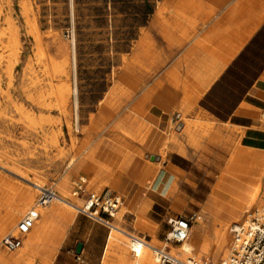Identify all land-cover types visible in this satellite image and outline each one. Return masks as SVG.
Masks as SVG:
<instances>
[{
	"label": "crops",
	"instance_id": "1",
	"mask_svg": "<svg viewBox=\"0 0 264 264\" xmlns=\"http://www.w3.org/2000/svg\"><path fill=\"white\" fill-rule=\"evenodd\" d=\"M136 36L128 56L135 59L143 38V57L138 59L143 67L130 69L141 83H130L126 92L118 89L113 95L135 94L132 105L143 108L145 122L155 131L148 139L138 131L125 129V138L113 130L126 155L115 165L119 149L114 146L115 168L104 166L112 176L107 185L128 196L123 197L125 208L131 209L124 215L126 228L131 230V221L141 217L161 227L165 236L170 219H197L205 210L224 223L239 219L247 189L226 174L237 163L257 166L264 159V0H159ZM133 122L140 126V121ZM141 139L148 151L158 154L168 143L165 161L155 163L164 170L149 185L152 189L139 185L154 168H139L132 173L139 179L134 182L123 178L132 156H141L132 145ZM91 150L81 172L94 177L97 168L89 164L97 150ZM57 208L48 210L43 227H33L35 245L26 246L27 236L22 246L50 264H102L103 257L105 264L117 263L112 259L116 242L107 253L112 229ZM79 244L83 247L77 254Z\"/></svg>",
	"mask_w": 264,
	"mask_h": 264
},
{
	"label": "rangeland",
	"instance_id": "2",
	"mask_svg": "<svg viewBox=\"0 0 264 264\" xmlns=\"http://www.w3.org/2000/svg\"><path fill=\"white\" fill-rule=\"evenodd\" d=\"M155 7H159V0H0V181L3 179L17 184L18 199L30 190L35 191L36 196L31 205L33 208L29 212L36 208L40 193L33 189L31 183L39 179L45 181V188H53L58 195L63 192L71 193L68 200L79 207H83L85 199L93 193L117 195L122 201L123 197L128 198L126 194L118 191V188L113 189L107 185L112 181V176L104 166L109 165V168L113 169L126 155L123 144L116 142V134L112 133L113 127L116 125L117 133H123L125 129L138 131L139 134H146L148 139L155 128L149 121L145 122L147 113L143 108L132 105L135 94L129 95L128 98L121 95L118 104L114 99L118 96L113 95L118 90H111L109 96L106 93L113 85L112 71H121L123 63L120 60L123 57L129 58L128 53L137 37L138 28L143 26ZM112 40L114 49L110 46ZM60 44H64L67 50L62 52ZM43 49L45 53L42 54ZM111 49L116 51L112 58ZM73 51L76 53L75 68ZM141 52L143 53V45L137 46L136 55ZM131 60L132 65L143 67L142 63L136 62L133 57ZM125 79L126 84L119 88L123 92L128 90L130 83L132 87L135 82L141 83L135 80L132 72ZM75 86L78 89L80 105L79 129L76 128L75 96L72 95ZM68 87L71 89L70 102L65 105L59 97V90ZM138 104H142L141 100ZM112 105H118L117 111L109 110ZM103 119L107 124L99 134L92 137L90 144H85L86 135L83 131H88L91 127V120L94 124L96 120ZM133 120L140 121V126L135 127ZM132 145L139 150L141 156H132L129 171L123 178L134 182L139 179L135 180L132 173L138 172L139 168H154L156 170L144 180H140L139 185L141 190L152 189L149 185L159 179L164 170L162 163H155L161 159L165 161L168 143L159 154L156 151H148L145 145L137 140ZM114 146L119 149L115 165L112 164ZM92 148L97 151L94 163L89 166L94 165L97 168L98 172L93 175L96 180L92 175L81 172L86 168L81 167L75 172L80 168L78 164L92 152ZM73 157L77 160L76 165L67 170V164ZM151 157L157 158V161H152ZM259 162L261 164L257 166L237 163L229 174L225 172L221 175L223 177L226 174L232 179H238H234L235 185L247 189L245 202L257 192L253 187L260 181L257 204L246 208L239 219L229 223L215 219L205 210L192 221V236H195L201 227L205 233H210L213 227L221 228L218 224L220 222L229 224L227 228L230 230L233 223L244 222L250 219L254 212L264 208V173L259 175L258 172L264 167V159ZM241 167L250 172L240 174L236 169ZM18 175L27 177L29 182H24ZM77 184L83 185V192L79 197L73 195ZM3 192H9V189L0 184V201ZM51 208L43 209L48 211ZM57 209L78 215L72 207L66 209L62 206ZM191 210L195 212L198 209ZM129 211L131 209L127 210L123 203L112 223L127 232L117 233L125 239L129 251L126 254L125 243L116 242L117 256L112 258L116 259V264H131L136 258L131 252V237L148 242L158 249L167 247V233L162 236V228L144 218L137 217L135 221H131V230L127 229L128 222L124 215ZM26 215L21 216L16 225ZM230 220L225 219L226 222ZM113 231L116 230L112 228ZM9 235H17L16 226L4 234L0 241ZM228 236L230 246V232ZM173 248L177 247L169 245L166 250L184 260L185 257L178 256ZM212 249L213 246L209 247V251L200 258L205 264H221L228 258L224 254L215 258L211 254ZM6 252L16 253L9 250ZM104 259L105 257L102 264H105ZM197 259L200 260L198 257ZM32 264H42V259H36Z\"/></svg>",
	"mask_w": 264,
	"mask_h": 264
},
{
	"label": "bare ground",
	"instance_id": "3",
	"mask_svg": "<svg viewBox=\"0 0 264 264\" xmlns=\"http://www.w3.org/2000/svg\"><path fill=\"white\" fill-rule=\"evenodd\" d=\"M73 42H75V41H73ZM59 43H61V41H59ZM42 45H43V43H42ZM140 45H143V38L141 39V42L138 44V46H140ZM110 46H111V48L114 49L113 40L110 42ZM59 47H60V50L62 52L67 50L66 46L64 44H60ZM113 49H111V51H110L111 58H112V55L114 54V52H116ZM41 52H42V54L45 53L44 49ZM72 55H73V60H74L73 66L75 68V66H76V53H75V51L72 52ZM115 56H117V55H115ZM136 57L137 58H135L136 59L135 61L139 62L140 60H138V59H142L143 53L142 52L137 53ZM130 60L131 59H129L127 57H123L120 60L123 63L121 71L120 72H117L116 70L112 71L111 75H112L113 85L110 87V90L106 93L107 96L111 95V92L113 90L116 91L120 87H124V85L126 84L125 82L127 79H125V78H127L128 75L131 73V71H130L131 66H132L131 61H133V60H131V61ZM74 70H76V69H74ZM11 71H13V70H11ZM54 71H55V69H54ZM73 72L76 73L75 71H73ZM11 79H12V77H11ZM58 88H60V87H58ZM73 94L75 96V103L74 104L76 106L75 108H76V113H77L76 128L79 129V119H80V117H79V106L80 105H79L77 87L72 92V95ZM70 95H71V89L69 87L68 88H61L59 90V97H60L62 103L65 105L70 102V99H69ZM114 99L119 104V101H120L119 97H115ZM108 103H109V100H108ZM117 109H118V105H112L109 107V110L117 111ZM93 122L94 121L91 120V124H90L91 127L88 129V131H83V133L85 132V135H86L84 142L87 145L90 144V140L92 139V137L95 134H99L100 130L107 124V121H105V119L96 120L94 124H93ZM113 130L117 131L118 129L114 128ZM113 130H112V133H113ZM76 132H77V130H76ZM123 133L125 134V138H127L128 132L126 130H123ZM141 144H143V145L145 144L142 139H141ZM236 156H237V154H236ZM235 158H234V161L236 160ZM248 160H249V158H248ZM76 162H77V160L73 157V159H71L68 162L66 169L69 170V169L74 168L76 165ZM82 163H83V160L78 164V166L80 165V168H77L75 170V172L79 171V169H81V167H82L81 165H83ZM249 163H251V162H249ZM238 171L240 172V174L246 173V169L238 170ZM258 172H259V175L264 173V167L262 170H260V171L258 170ZM19 177H21V176H19ZM21 179H23L24 182L25 181L29 182L27 177H21ZM258 183L259 184H257L256 186L253 187V189H256L257 192L259 191V188L261 187L260 181ZM0 184L3 185L6 189H9V192H6V193L3 192L2 193V198L0 201V204H1L0 208H2V209H0V239L8 231H10L11 229H14L15 226L17 228L18 225H16V224L19 221V219L21 218V216H23L24 214H27L25 217L28 216V217H31L34 219V226L35 227H38V226L43 227L45 225L48 211H44L43 208L36 206V208L34 210L29 212V210L31 208H33V207H31V205L33 204L34 198L36 196L35 191L30 190V191L22 194L20 199H18L17 196H18L19 186L17 184H13L12 182H10L8 180H3V179L0 181ZM31 184H32L33 189H35L36 191L41 192V190L46 189L44 187L45 181H42L41 179H39L37 182L31 183ZM257 192L253 193L251 195L249 201L246 204V208H252L254 205L257 204V200H258ZM56 194L58 195L57 192H56ZM69 195L71 196V193H69V192L60 193L58 195L60 200L53 201L48 207L50 208V207H62V206H64V207H66V209H67V207L74 208V206H77V205H75L74 203H72L68 200ZM77 207H79V206H77ZM218 224H220L222 227L221 228L213 227V230L210 233L209 232L205 233V231L202 229V227L198 228L197 234L195 236H192V234H191L192 228H191L189 239L185 243H183L182 245L176 246L177 248H173V251L175 253L179 254L178 256L185 257L184 260H187L190 258L197 259V257L200 259L202 256H204V254H206L209 251L208 250L209 247L213 246V249L211 250V254L215 258H217L218 256H221L223 254H224V256L229 257V254H230V249H229L230 246H229V240H228L229 230L227 228V227H229V224H223L221 222ZM233 224H235V223H233ZM112 228H114L116 231L112 232V236H111L110 241H109L107 253L110 251L113 244L115 242H117L119 244L125 243V245H126L125 252H126V254H128L129 251H128V246L126 244L125 239L117 233L118 231L119 232H123V231L120 230L116 226H113ZM32 229L29 231V233L22 236L23 240L25 237H27V236L29 237V241L26 244V246H29V247L34 246L35 243L37 242V238L35 236H32V233L34 232V229L33 230ZM14 236H16V235H14ZM131 241H132V243H131V250L132 251L131 252H132L133 257H136L131 264H155L154 254L147 248V245H150V244H148V242H145L146 244H144L143 246H139L136 243L135 244L133 243V239H131ZM165 244L167 246V247H165V249H167L170 244L168 245L166 242H165ZM150 246L153 247L152 245H150ZM4 249L6 251H8V249H6L3 246L2 242L0 241V264H32L36 259H38L40 261L42 259V264H50L51 263L49 259L42 257L40 254L35 253L32 250H27L26 247H24V246L22 248L20 247L19 249L15 250L16 253H14V254H11V252L7 253ZM133 249H136L138 251V253H139L138 257L133 253ZM194 256H197V257H194ZM198 261L201 262L202 264H205L203 261H201V259Z\"/></svg>",
	"mask_w": 264,
	"mask_h": 264
},
{
	"label": "built area",
	"instance_id": "4",
	"mask_svg": "<svg viewBox=\"0 0 264 264\" xmlns=\"http://www.w3.org/2000/svg\"><path fill=\"white\" fill-rule=\"evenodd\" d=\"M83 186L77 185L73 195L80 196ZM60 200L53 188L41 190L36 205L41 208L48 207L53 201ZM123 201L117 197L107 194H90L86 198L83 207L74 206L76 211L85 215L96 223L102 224L108 229L113 225L110 220L114 219ZM184 218H174L168 221L170 231L165 237V242L169 245L180 246L185 243L190 236L192 221ZM34 226V219L31 217L23 218L17 226V235H9L3 239V246L15 251L22 246L23 235L29 233ZM232 236L230 244V255L221 264H264V208L250 215V219L241 223H235L229 230ZM133 243L143 246L145 241L132 237ZM147 248L154 254L155 264H202L195 258L187 260L180 259L172 255L166 249H158L147 245ZM133 253L138 257L139 253L133 249Z\"/></svg>",
	"mask_w": 264,
	"mask_h": 264
},
{
	"label": "water",
	"instance_id": "5",
	"mask_svg": "<svg viewBox=\"0 0 264 264\" xmlns=\"http://www.w3.org/2000/svg\"><path fill=\"white\" fill-rule=\"evenodd\" d=\"M155 159H156L155 157H151V160L152 161H154ZM82 247H83L82 244H79L77 246V251H76L77 254H80L81 253Z\"/></svg>",
	"mask_w": 264,
	"mask_h": 264
}]
</instances>
